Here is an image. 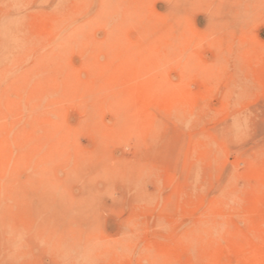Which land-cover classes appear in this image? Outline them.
<instances>
[{
	"label": "rangeland",
	"instance_id": "obj_1",
	"mask_svg": "<svg viewBox=\"0 0 264 264\" xmlns=\"http://www.w3.org/2000/svg\"><path fill=\"white\" fill-rule=\"evenodd\" d=\"M0 264H264V0H0Z\"/></svg>",
	"mask_w": 264,
	"mask_h": 264
},
{
	"label": "bare ground",
	"instance_id": "obj_2",
	"mask_svg": "<svg viewBox=\"0 0 264 264\" xmlns=\"http://www.w3.org/2000/svg\"><path fill=\"white\" fill-rule=\"evenodd\" d=\"M106 4H107V3H106ZM106 4H105V5H106ZM100 5H101V4H100ZM101 6H103V5H101ZM101 9H102V8H101ZM132 12H133V11H132ZM176 41H177V40H176ZM172 54H173V53H172ZM155 67H156V66H155ZM109 68H110V67H109ZM151 73H152V72H151ZM99 78H100V77H99ZM84 87H85V86H84ZM12 174H13V173H12ZM3 180H4V179H3ZM89 181H90V180H89ZM91 183H92V182H91ZM49 191H50V190H49ZM98 194H99V193H98ZM49 195H50V194H49ZM83 198H84V197H83ZM93 201H94V199H93ZM22 203H23V202H22ZM56 204H57V203H56ZM66 204H67V203H66ZM65 206H66V205H65ZM67 207H68V206H67ZM69 207H70V206H69ZM58 208H59V207H58ZM58 208H57V209H58ZM70 209H71V207H70ZM67 210H68V208H67ZM71 210H72V209H71ZM71 210H70V211H71ZM70 211H69V212H70ZM1 215H2V214H1ZM60 217H62V216H60ZM65 217H66V216H65ZM1 218H2V217H1ZM5 219H6V218H5ZM58 227H59V226H58ZM47 230H48V229H47ZM58 230H59V229H58ZM64 230H65V229H64ZM61 231H62V230H61ZM61 231H60V234L62 233ZM66 233H67V231H66ZM62 235H63V234H62ZM59 238H60V236H59ZM63 241H64V240H63Z\"/></svg>",
	"mask_w": 264,
	"mask_h": 264
}]
</instances>
